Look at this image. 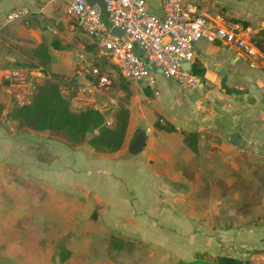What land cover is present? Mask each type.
<instances>
[{
  "label": "crops",
  "instance_id": "crops-1",
  "mask_svg": "<svg viewBox=\"0 0 264 264\" xmlns=\"http://www.w3.org/2000/svg\"><path fill=\"white\" fill-rule=\"evenodd\" d=\"M185 1L241 25L258 53L201 39L191 65L201 71L200 88L181 89L158 69L152 86L136 82L155 93L157 120L176 128L155 120L136 153L130 119L123 147L102 152L0 117V264H178L204 252L243 259L264 247V198L241 183L264 178V101L226 94L218 71L226 70L229 86L264 87V0ZM20 7L30 14L7 23ZM65 8V0H0L1 45L15 55L26 45L33 55L46 42L51 70L75 77L79 53L72 62L76 38ZM146 10L162 14L161 0H146ZM11 58L18 61L7 55L0 64ZM117 108L116 101L114 120ZM234 133L240 145L231 143Z\"/></svg>",
  "mask_w": 264,
  "mask_h": 264
},
{
  "label": "built area",
  "instance_id": "built-area-1",
  "mask_svg": "<svg viewBox=\"0 0 264 264\" xmlns=\"http://www.w3.org/2000/svg\"><path fill=\"white\" fill-rule=\"evenodd\" d=\"M103 1L104 9L87 0H65L68 20L94 40L96 55L88 59L83 52L79 53L75 77L65 79L59 89L68 98L71 110L93 109L103 116L107 127L114 124L116 100L111 96L114 79L100 67L99 59L113 65L127 81L152 86L155 83L152 70L158 69L181 89L195 90L202 83L192 67L187 70L183 64L192 65L199 40L234 45L247 55L258 53L241 25L228 22L222 15L200 14L195 5L185 0H161L160 15L147 12L146 0ZM29 14L26 7L16 8L7 14L6 22L24 20ZM113 27L123 34L111 33ZM8 60L10 64H0V100H5L3 119H7L10 106L29 104L46 78L40 67L18 65L13 58ZM259 258L263 262L259 263ZM251 259L264 264V252L252 254Z\"/></svg>",
  "mask_w": 264,
  "mask_h": 264
},
{
  "label": "trees",
  "instance_id": "trees-1",
  "mask_svg": "<svg viewBox=\"0 0 264 264\" xmlns=\"http://www.w3.org/2000/svg\"><path fill=\"white\" fill-rule=\"evenodd\" d=\"M92 43L95 46V52L90 53L89 51H86L85 55L88 59L94 58L96 55V44L93 40ZM33 55V57L37 58L41 63L43 62L42 60L49 62L50 55L48 53V44L46 42L41 43L34 50ZM100 60L101 59L98 60L100 67L106 69L100 64ZM16 64L35 67L33 65H25L19 61H17ZM3 65H7V63ZM109 66L114 67L110 64ZM106 71L114 79L113 74L107 69ZM192 72L197 75L201 74V71L196 69L194 65L192 67ZM118 82L119 84H122L125 91L129 90L128 81H126L120 73ZM60 84L61 82L45 78V80L38 85L31 102L22 107H12L8 119L16 121L17 126L19 127L60 133L73 145L86 142L95 150L102 152H114L122 148L128 126V110L126 108H121L116 112L114 124L111 127H107L103 124V116L93 109L88 108L78 112L71 110L68 98L60 92ZM4 107V102L0 100V117ZM155 126L167 131H174L176 129L173 125L161 123L159 120L155 122ZM94 130H97V133H93ZM194 136L195 134L191 133L185 135V142L188 144L190 140H193ZM197 258L199 261H204L207 264L244 263L242 259L227 255L211 256L206 252L199 253ZM178 264L185 263L179 262Z\"/></svg>",
  "mask_w": 264,
  "mask_h": 264
},
{
  "label": "rangeland",
  "instance_id": "rangeland-1",
  "mask_svg": "<svg viewBox=\"0 0 264 264\" xmlns=\"http://www.w3.org/2000/svg\"><path fill=\"white\" fill-rule=\"evenodd\" d=\"M68 22H69L70 27L73 29V33L76 38L74 39V42L71 44L69 48L71 51V55H72V62H75L77 53L83 52L84 55L86 54L85 53L86 51L93 53L95 52V46L92 43V40L88 38L86 35H84L74 24H72L71 21H68ZM1 38L2 37L0 36V63H5V59H4L5 56L13 55L18 59L19 62L25 65H33L35 67L42 68L44 75L46 76V79L50 78L57 82H63L65 79L73 77L74 75L73 70L66 71V72H53L51 70V62L55 61L54 57H51L49 62L42 60L43 62L41 63L37 58L33 57L29 47H27L26 45L22 47V54L15 55V53H13L12 51L7 50L5 45L4 46L1 45L2 44ZM60 59L61 58H58L59 61ZM100 64L114 76V84L111 90V96L114 97L118 103L117 112L121 108H126L128 110V115H129L128 121L130 119V131L128 135L129 137L132 134H134L137 129L138 130L146 129L150 124H152L155 120L159 118V113H157L154 107V104H155L154 100L156 98L155 93H152V92L148 93L140 83L131 82V81L128 82L129 90L125 91L122 87V84L121 83L119 84L118 82L119 73L117 72V70L114 67L109 66V64L107 62H104L103 59L100 60ZM173 86L175 85L172 84L171 88L176 89V87H173ZM160 88L161 89H160L159 96L160 95L163 96V92H165L166 87H164L162 84ZM120 93L122 94L120 95ZM151 99L152 101L150 102ZM11 107L12 106H10L9 109H12ZM0 121L3 122L1 118H0ZM15 126L18 127L17 125ZM245 178L247 177L245 176ZM246 181L247 180L241 181V183L245 187L244 188L245 193L250 192L252 195V198L254 197L257 199L264 198V178L255 177V180L253 181L250 188H246L249 182V181L248 182ZM243 198H245V196H243ZM243 248H244V245L242 246V249ZM259 252H264V247H251L250 251H247V253L244 254V258L242 260L246 264H256V262H254L255 259H251V255L259 254ZM259 259H260L259 263L263 262L261 258Z\"/></svg>",
  "mask_w": 264,
  "mask_h": 264
},
{
  "label": "water",
  "instance_id": "water-1",
  "mask_svg": "<svg viewBox=\"0 0 264 264\" xmlns=\"http://www.w3.org/2000/svg\"><path fill=\"white\" fill-rule=\"evenodd\" d=\"M87 2H89L90 4H98L102 9L105 8V4L103 0H87ZM111 33L115 34V35H122L123 31L117 27H113L111 29ZM183 67L186 68L187 70H190L191 68V63H184ZM218 71L220 72V74L222 75L221 80H220V86L223 88L224 92L226 94H245V93H249L254 95L258 100H260L261 102L264 101V87H256V86H250L248 88H239V87H235V86H229L226 81H227V74H226V70L219 67ZM144 139H145V131L142 129H139L133 136V138L131 139V142L129 144V152L131 153H136L139 151V149L142 147V145L144 144ZM231 143L235 144V145H240L241 144V140L240 137L237 133H234L231 137ZM185 264H207L204 261H194L191 263H185Z\"/></svg>",
  "mask_w": 264,
  "mask_h": 264
}]
</instances>
